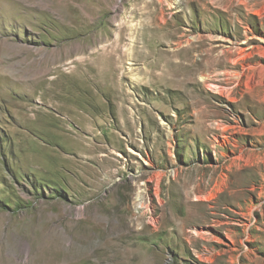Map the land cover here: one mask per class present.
Listing matches in <instances>:
<instances>
[{"label":"rangeland","instance_id":"obj_1","mask_svg":"<svg viewBox=\"0 0 264 264\" xmlns=\"http://www.w3.org/2000/svg\"><path fill=\"white\" fill-rule=\"evenodd\" d=\"M0 264H264V0H0Z\"/></svg>","mask_w":264,"mask_h":264},{"label":"bare ground","instance_id":"obj_2","mask_svg":"<svg viewBox=\"0 0 264 264\" xmlns=\"http://www.w3.org/2000/svg\"><path fill=\"white\" fill-rule=\"evenodd\" d=\"M209 53V52H208ZM212 53V51H211ZM153 78H156L157 80L159 81H162V80H167V82H177L179 80L178 77H153ZM79 142V141H78Z\"/></svg>","mask_w":264,"mask_h":264}]
</instances>
